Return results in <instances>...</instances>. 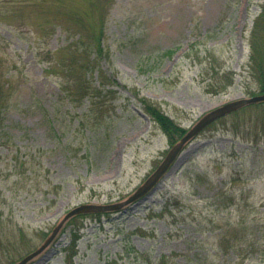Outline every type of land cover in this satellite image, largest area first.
Returning <instances> with one entry per match:
<instances>
[{"label": "rangeland", "instance_id": "374dc122", "mask_svg": "<svg viewBox=\"0 0 264 264\" xmlns=\"http://www.w3.org/2000/svg\"><path fill=\"white\" fill-rule=\"evenodd\" d=\"M263 8L0 0V264L39 249L75 207L123 202L152 175L179 139L140 98L186 133L259 95ZM26 264H264V105L202 131L143 199L68 219Z\"/></svg>", "mask_w": 264, "mask_h": 264}, {"label": "water", "instance_id": "95a60500", "mask_svg": "<svg viewBox=\"0 0 264 264\" xmlns=\"http://www.w3.org/2000/svg\"><path fill=\"white\" fill-rule=\"evenodd\" d=\"M264 102V94L253 96L247 99L237 100L228 104H225L216 110L206 114L203 116L187 133L168 151L165 158L156 168V170L152 173L151 176L125 201L111 204V205H80L72 209L70 212L66 214L62 222L54 229L51 236L46 240V242L35 252L28 255L26 258L21 260L17 264H26L31 258L36 256L39 252H41L53 239L58 229L71 217L78 214H89V213H98V212H106V211H114L119 210L120 208L131 204L135 201L143 199L146 195L153 191V189L157 186V184L161 181L163 176L168 172V170L173 165L176 158L182 152L184 146L190 142L195 136H197L203 129H205L208 125L213 123L214 121L227 116L237 110H240L246 106L257 104Z\"/></svg>", "mask_w": 264, "mask_h": 264}, {"label": "trees", "instance_id": "16d2710c", "mask_svg": "<svg viewBox=\"0 0 264 264\" xmlns=\"http://www.w3.org/2000/svg\"><path fill=\"white\" fill-rule=\"evenodd\" d=\"M260 17L264 19V8L262 9V13L260 14ZM96 50H98V48H96ZM166 53H171V51H166L164 54H166ZM92 61L93 60H91V62ZM257 61H258V67L255 69V72L257 71L258 68H259V70H258L259 72H257L258 74H257V76H255V78L258 80L259 94H263L264 93V67H263L264 62H262L260 65V61L256 60L254 56H251V64H253L254 67L256 66ZM70 78L72 81L71 83H73L74 81H79L78 79H76V76H74V75H68V77L65 78V81L67 83H70ZM67 83H64V87ZM82 86L87 92L88 88H87L86 84L82 83ZM67 90H68V92H70V95H72V92L69 89H67ZM79 91L80 90H78L76 92H79ZM139 100L141 101L144 112L150 117L151 120H153L160 127V129L167 136V138L171 144L174 141L180 139L185 134V130L180 128L169 117L164 115L160 111V108L158 107L157 104L153 103L152 101H148L147 99H144V98H140ZM257 105L258 106L264 105V103H260ZM77 238L78 237H76L73 240V244L75 243Z\"/></svg>", "mask_w": 264, "mask_h": 264}]
</instances>
